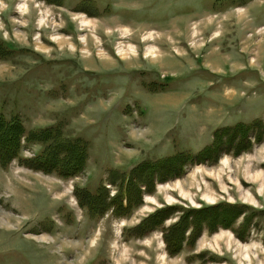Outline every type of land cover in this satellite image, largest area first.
Listing matches in <instances>:
<instances>
[{"label": "rangeland", "instance_id": "rangeland-1", "mask_svg": "<svg viewBox=\"0 0 264 264\" xmlns=\"http://www.w3.org/2000/svg\"><path fill=\"white\" fill-rule=\"evenodd\" d=\"M12 126L0 264H264V0H0V130ZM69 144L82 173L39 170ZM173 157L181 169L123 210L122 175ZM226 206L235 222L210 229Z\"/></svg>", "mask_w": 264, "mask_h": 264}, {"label": "trees", "instance_id": "trees-1", "mask_svg": "<svg viewBox=\"0 0 264 264\" xmlns=\"http://www.w3.org/2000/svg\"><path fill=\"white\" fill-rule=\"evenodd\" d=\"M0 152H4L5 150H8V153L11 154V159L16 157V154L20 148L21 144V137H22V131L16 126H12L10 130L7 133H4L3 130H0ZM221 142L219 144H215V148L208 153V156L210 157L215 151H217L219 148H222ZM85 149L83 147H79L76 144L72 145H59L54 152H51L42 158V165L40 166L41 169L47 173L49 172H55L59 174L62 177L69 178L72 176H76L80 173H82L85 169V158L83 157ZM68 151V152H67ZM67 153V155L60 159V156H64L63 153ZM202 158V157H201ZM209 159V158H208ZM0 160H2V154L0 153ZM204 161V159L202 158ZM182 167V161L177 159L176 157L169 158L168 160L156 164L154 167L150 165L149 163H143L138 166L135 170L131 171L126 176L125 174L123 176V182L124 185L120 188L121 192L118 197H116L117 200H120L121 203H123V210L124 207V201L127 200L130 202V204L135 202L142 201L143 193L146 190L147 193H153V188L155 181H166L167 179L165 177L173 174V171L175 169H181ZM161 171V173H159ZM113 177H118L117 172L112 173ZM155 180V181H153ZM142 185V189L139 187ZM114 186H117L116 182ZM115 199V198H114ZM130 207H127L129 209ZM214 207L208 208L209 213H211V210H213ZM168 210H161L156 212L154 215L149 217V219L146 221L148 226H142L139 228L140 231H153L154 228H157L161 221H165L167 219ZM129 212L128 214H130ZM127 214V215H128ZM206 217H209L210 214H205ZM157 220H156V219ZM236 210H233L231 207L226 206L225 211H221L220 216H215L210 219V221L207 223V226L214 230L221 227H217V223L220 221H227L229 223L228 226L224 228H230L232 224L236 220ZM180 223H176L178 225ZM176 225L171 230V234L167 237V244L172 246V241L174 238H176Z\"/></svg>", "mask_w": 264, "mask_h": 264}, {"label": "bare ground", "instance_id": "bare-ground-1", "mask_svg": "<svg viewBox=\"0 0 264 264\" xmlns=\"http://www.w3.org/2000/svg\"><path fill=\"white\" fill-rule=\"evenodd\" d=\"M21 9H22V8H21ZM241 9H242V8H241ZM23 10H24V9H23ZM242 10H243V9H242ZM242 10H241V11H242ZM241 13H242V12H241ZM241 13H240V14H241ZM245 16H246L245 14H241V15H240V18L243 19V20L245 21V19H246ZM82 22H83V25H86L84 21H82ZM246 22H247V21H246ZM41 23H42V21H41ZM247 23H248V22H247ZM39 24H40V23H39ZM243 42H244V41H243ZM59 43L63 44V40H61ZM260 175H261V174H260ZM260 175H259V176H256L254 179H255V180H258V179L261 177ZM261 178H262V177H261ZM168 198H169V197H168ZM3 217H4V218H8V219H10V220H8V223H12L11 220H12V219L14 220V218H12V217H8V216H3ZM3 217H2V218H3ZM6 220H7V219H6ZM14 221L16 222V219H15ZM14 221H13V222H14ZM14 224H15V223H14Z\"/></svg>", "mask_w": 264, "mask_h": 264}]
</instances>
